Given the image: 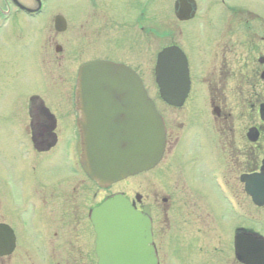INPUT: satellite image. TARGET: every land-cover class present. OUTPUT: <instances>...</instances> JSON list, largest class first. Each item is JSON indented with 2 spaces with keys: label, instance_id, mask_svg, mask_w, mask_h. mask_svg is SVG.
<instances>
[{
  "label": "flooded vegetation",
  "instance_id": "af4514ba",
  "mask_svg": "<svg viewBox=\"0 0 264 264\" xmlns=\"http://www.w3.org/2000/svg\"><path fill=\"white\" fill-rule=\"evenodd\" d=\"M47 1L45 13L34 18L26 9L40 12L38 0H0V44L4 47V55H0V104L6 96L10 100L7 86L1 82L2 63L9 53L22 50L19 69L28 75L36 43L47 58L41 59L47 97L30 96L27 113L18 124L36 150L51 154L52 160H65L63 140L79 136L75 103L78 68L73 69L75 65L70 63L68 72L55 76L50 55L56 53L57 59L78 54L80 58L82 42H88L90 48L99 42L106 54L103 46L115 36L125 41L144 39L146 4L145 0H70L57 11ZM242 11L230 9L233 19L228 21L209 16L180 20L171 11L163 18L161 7L155 8L154 36L160 43L156 54L165 46H180L187 55L191 78L183 105L159 101L158 109L167 125V144L155 167V203L145 194L138 203L139 208L146 203L152 206L159 255L172 226L171 215L184 219L190 231L200 233L195 242L198 247L215 248L223 238L218 230L220 220H216L221 218L220 212L230 215L242 198L252 200L243 176L260 171L264 163V119L260 115L264 103V30L258 32L256 13ZM58 14L66 17L63 31L55 25ZM168 18L171 26L162 30L163 19ZM262 25L264 29V20ZM73 42L76 51L70 54L67 44ZM13 66L12 72L16 69ZM11 116L6 118L15 121ZM252 127L259 131L256 137L249 135ZM58 163L47 165V176L50 167ZM62 164L70 170L65 162L56 170H62ZM34 169L38 171L36 166ZM4 176L11 178L8 171L4 175L0 172V225L7 224L6 231L14 238L11 252L0 254V264H98L91 209L102 199L97 200L94 192L89 199L84 198L81 182H76L81 176L74 172L50 179L39 171L40 177L34 178L32 173L25 179L20 174L21 178L8 182ZM217 206L222 209L217 210ZM256 208L253 213H257ZM180 219L175 221L183 226ZM238 227L241 225L232 230Z\"/></svg>",
  "mask_w": 264,
  "mask_h": 264
},
{
  "label": "water",
  "instance_id": "95a60500",
  "mask_svg": "<svg viewBox=\"0 0 264 264\" xmlns=\"http://www.w3.org/2000/svg\"><path fill=\"white\" fill-rule=\"evenodd\" d=\"M179 2V17L190 18L193 0ZM57 26L63 29L64 23L57 21ZM157 80L167 102L184 101L190 81L187 59L180 48L171 46L159 54ZM77 95L82 110V163L92 178L106 186L151 168L160 160L165 125L135 71L112 61L87 62L79 71ZM93 219L99 264H157L154 248L149 246V218H143L128 198L117 194L105 200L94 209ZM254 241L249 234H239L237 255L247 264H264L263 242L259 241L254 251Z\"/></svg>",
  "mask_w": 264,
  "mask_h": 264
},
{
  "label": "rangeland",
  "instance_id": "374dc122",
  "mask_svg": "<svg viewBox=\"0 0 264 264\" xmlns=\"http://www.w3.org/2000/svg\"><path fill=\"white\" fill-rule=\"evenodd\" d=\"M68 1L70 0H63V2L62 0H48V3L50 4V7H54L56 8L55 10L58 11V10H61L60 9L61 5H62V8H65L68 5ZM151 1H148V5L153 4V2ZM171 1L170 0H159L158 3L156 2V7L161 5L162 9L166 11L163 13L167 14V12L170 11V9L168 10V8H169ZM198 2L200 4L199 6L201 9L199 18L200 17L208 18L209 16L208 14L216 18V16L221 14L222 9L235 6L240 9H246V10L248 9L251 11L258 12L262 15L260 16V18L264 20V0H198ZM210 8L212 10L209 13V11L207 10ZM154 13H155L154 8H151L150 12L148 13L149 14L148 19H146L147 24H146V32L144 33L145 34L144 40L142 39L141 40H131L129 43H124L121 40H120L121 42L116 41V39L114 38L113 42H111L114 47L113 49H111L112 53L110 57L119 58L124 61L125 60L129 61L133 63L136 67H138L140 71L142 72L143 78L145 80V84L150 92V95L153 98L155 97L158 98V93H157L158 91H157V87L155 84L153 67L155 63L156 50L158 49V46L160 43L155 38V36L150 32V29H152L153 25L155 24V14ZM230 17L226 18L227 21L230 19H233L232 15H230ZM262 20H261V23L258 22V25H259L258 32L259 33H263V30H264L263 25H262ZM162 23L164 24L162 30L164 29L169 30V27L171 26L170 19L169 18L167 20L163 19ZM245 31H248V30H245ZM166 39L167 38H164V40ZM92 45L93 47L90 48L88 42H82V46H81L82 53H81L80 58H77L78 54H76L75 56L71 55L72 57H67V58L64 56H61V57L58 56L59 59L55 58L56 53H54L53 55H50V59L53 63V69L55 70L54 75L57 76L60 73L68 72L69 70L67 69V65L70 63L73 64L72 66L75 65L73 69L75 68L76 70L78 62H82L93 56H97V55L102 56L104 53V51L102 52V50H100V45L102 46V44L99 42L97 43L95 42ZM67 46H68V51L70 54H73L76 51L74 42L67 44ZM2 48L4 47L0 44V55L2 54V51H1ZM8 51H11V50H8ZM123 51H126V52L123 53ZM105 52L108 54L109 53L108 49L105 48ZM20 53H22V50L21 51L15 50L14 54L9 53L7 55L8 57L6 58V63L5 64L2 63V73H1V78H2L1 82L2 84H6L7 87L5 89V92H7V95L10 97V100L6 96V100L3 101L2 104H0V109L3 114L13 115V118H15L14 119L15 122L16 120L17 121L20 120L21 116L26 113L27 100L32 94L40 93L43 95L45 94V96H47L46 83H45V79L42 77V73L40 72L36 74L32 73V71L37 68L35 62L33 63L31 67H29L28 75L21 74L24 70L19 69L22 66L21 62L23 61ZM3 55L4 54H2V56ZM14 56L15 57L17 56L16 63L13 60ZM34 56H35V53L34 55L33 54L30 55L29 59L33 58ZM5 66H10V68L6 69L4 68ZM12 66L16 68V69H13V71L16 72L17 74L12 72ZM69 75L70 73L67 74L66 76H69ZM14 113L17 115H14ZM6 116H4L3 118H0V150L4 151L5 155L7 156L10 153L12 154L15 160V164L11 163L12 165L11 168L17 171V169L19 170V167H20L19 164H21V162L23 161L22 157H24V155L21 152L20 153L16 152L17 148L19 149L18 147L19 142H16V136L12 135V132H11V130H14L16 126L12 125L10 122L8 123ZM242 126H244V124ZM8 131L11 133V135L7 133ZM15 145H17V148L15 147ZM39 156H41V158L38 161V165H39L38 167L40 169V174L44 178H47V177L52 178L51 174L47 176L46 171H41V170H45L48 164L53 163L54 161L58 162L59 159L55 160L54 158L52 160V157H49L47 154H43V153L39 154ZM52 168L53 166H51V169ZM60 168L62 169L61 171L55 172L57 173V177L63 176V174H65L64 176H66L67 175L66 171H69V170L64 167H60ZM4 171L6 170L0 169V172L3 175L5 173ZM154 173L155 172L146 174V176H143L142 174H140L134 177H130L128 180H125L119 183V185L118 184L114 185L113 188L110 190H104V189L98 188L93 182H91L90 180H87L82 172H79V176L81 177L76 182L79 181L82 183V184L80 183V186H81L80 192L86 199H89L87 196L89 197L92 196L94 192L96 194L97 200H100L107 193L111 191H117V190H125L129 194H131V196H134V193L136 191H140V192L144 191L146 194L149 195L150 192L154 191V186H155L153 182ZM9 174L11 175V178L13 179L15 173L11 172ZM15 177H16V174H15ZM24 178L25 179L27 178L26 173H25ZM83 182H85L86 184H83ZM149 196L153 198V194ZM51 199H53V197ZM242 200H243V205L246 208L251 209L250 200H248V198H242ZM216 208L217 210H219V209H222V206H219V207L217 206ZM220 215H221V218H220L219 226L227 229L226 231H224L225 235L227 236L228 232L230 231L229 229L230 228L229 226H231L230 223H233L232 221L236 220V216L233 213L229 215L226 211L225 212L221 211ZM241 222L247 223L249 225V220H246L245 218H241ZM260 227L264 231V223H262ZM208 253H209V250H208ZM175 254L182 255V253H180L179 251L175 253V251L164 249L163 255L166 256V261H164V264H171L172 261L174 262L175 259L177 258ZM209 255L210 257L208 256V258L212 260V262H217V263L220 262V264H235L234 257H231V252L229 256H226L225 259H220V261L216 257L215 251H211ZM204 257L202 256L201 259ZM190 263H191L190 261L187 262V264H190ZM201 264H204V263H201Z\"/></svg>",
  "mask_w": 264,
  "mask_h": 264
}]
</instances>
